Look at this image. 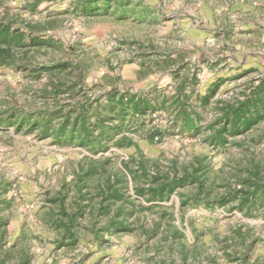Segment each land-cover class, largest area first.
Instances as JSON below:
<instances>
[{"label": "rangeland", "instance_id": "1", "mask_svg": "<svg viewBox=\"0 0 264 264\" xmlns=\"http://www.w3.org/2000/svg\"><path fill=\"white\" fill-rule=\"evenodd\" d=\"M0 264H264V0H0Z\"/></svg>", "mask_w": 264, "mask_h": 264}, {"label": "trees", "instance_id": "2", "mask_svg": "<svg viewBox=\"0 0 264 264\" xmlns=\"http://www.w3.org/2000/svg\"><path fill=\"white\" fill-rule=\"evenodd\" d=\"M251 99H252V100H250L251 103H248L249 105H251L252 102H253V103H257V102H258L257 99H256V100H254V98H251ZM243 105H244V104H243ZM243 105H241V106H243ZM241 110H242V109H241ZM253 112H257V113H259V110H254V111H252V110H251V107L248 106V110H246V116H248V114H251V113H253ZM232 113H234L233 110H232V109H229V110H228V113H227V117H228V119H230ZM236 113H238L237 110H236L235 114H236ZM241 114H242V113H241ZM241 114H240V118H239V119H241Z\"/></svg>", "mask_w": 264, "mask_h": 264}]
</instances>
